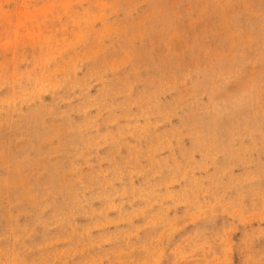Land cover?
Returning a JSON list of instances; mask_svg holds the SVG:
<instances>
[{"label":"rangeland","instance_id":"rangeland-1","mask_svg":"<svg viewBox=\"0 0 264 264\" xmlns=\"http://www.w3.org/2000/svg\"><path fill=\"white\" fill-rule=\"evenodd\" d=\"M0 264H264V0H0Z\"/></svg>","mask_w":264,"mask_h":264}]
</instances>
